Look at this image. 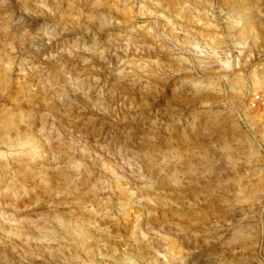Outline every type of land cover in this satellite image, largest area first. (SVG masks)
<instances>
[{
	"label": "clouds",
	"instance_id": "1",
	"mask_svg": "<svg viewBox=\"0 0 264 264\" xmlns=\"http://www.w3.org/2000/svg\"><path fill=\"white\" fill-rule=\"evenodd\" d=\"M113 105L153 134L57 127ZM0 264H264V12L0 0Z\"/></svg>",
	"mask_w": 264,
	"mask_h": 264
},
{
	"label": "rangeland",
	"instance_id": "2",
	"mask_svg": "<svg viewBox=\"0 0 264 264\" xmlns=\"http://www.w3.org/2000/svg\"><path fill=\"white\" fill-rule=\"evenodd\" d=\"M251 4L255 10L264 12V0H251ZM65 58L67 60L71 59L67 54H65ZM258 98L250 100L249 104L256 107ZM56 107L59 108L60 105L57 104ZM64 111L68 115L63 116L57 124L61 133L67 134L76 140L85 137L94 146L104 145L105 143L110 144L113 140L123 145L128 138L153 134L151 125L147 121L141 120L136 111L131 113L121 112L115 105H113V111L108 118L92 111L67 108ZM105 119H107V123L104 122ZM199 193L200 189L190 188L186 195L188 198H195ZM158 215L163 218L165 213L161 212ZM193 259L196 260L195 257Z\"/></svg>",
	"mask_w": 264,
	"mask_h": 264
}]
</instances>
